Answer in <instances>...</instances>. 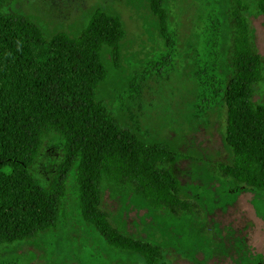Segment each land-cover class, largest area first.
Here are the masks:
<instances>
[{
	"label": "trees",
	"instance_id": "16d2710c",
	"mask_svg": "<svg viewBox=\"0 0 264 264\" xmlns=\"http://www.w3.org/2000/svg\"><path fill=\"white\" fill-rule=\"evenodd\" d=\"M148 1L161 38L174 45L170 0ZM214 1L209 43L220 78L211 90L226 105L232 151L219 169L237 195L258 196L264 194V56L250 18L264 15V0ZM14 3L0 0V247L66 233L77 215L115 251L164 264L161 243L127 233L103 207L106 187L152 211L175 215L184 205L170 171L175 149L123 124L100 94L106 54L119 57L126 37L124 19L97 8L80 33L46 39Z\"/></svg>",
	"mask_w": 264,
	"mask_h": 264
},
{
	"label": "rangeland",
	"instance_id": "374dc122",
	"mask_svg": "<svg viewBox=\"0 0 264 264\" xmlns=\"http://www.w3.org/2000/svg\"><path fill=\"white\" fill-rule=\"evenodd\" d=\"M170 5L172 46L161 38L148 0H15L14 8L46 39L80 33L97 8L124 19L126 37L119 57L106 54L108 76L100 94L123 124L175 149L170 171L184 205L175 215L166 208L152 211L106 187L103 207L112 221L129 234L161 243L164 264L264 260V194L237 195L219 169L232 151L225 142L226 105L211 90L220 78L209 43L217 3L170 0ZM250 20L264 56V15ZM65 230L0 247V264H145L136 254L115 251L77 215Z\"/></svg>",
	"mask_w": 264,
	"mask_h": 264
}]
</instances>
